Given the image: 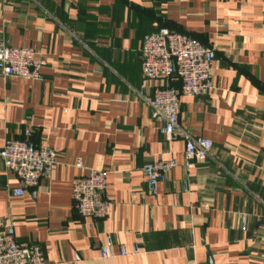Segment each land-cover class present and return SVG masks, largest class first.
Here are the masks:
<instances>
[{"label": "crops", "instance_id": "1", "mask_svg": "<svg viewBox=\"0 0 264 264\" xmlns=\"http://www.w3.org/2000/svg\"><path fill=\"white\" fill-rule=\"evenodd\" d=\"M164 25L216 55L207 94L179 99V127L213 144L191 166L144 100L157 82L142 83L141 40ZM0 41L41 63L40 81L0 77V148L29 130L56 154L21 197L0 161L1 231L35 242L44 264H264V0H0ZM169 160L150 194L143 165ZM94 169L109 204L96 222L71 201ZM108 237L116 255L101 259Z\"/></svg>", "mask_w": 264, "mask_h": 264}, {"label": "built area", "instance_id": "2", "mask_svg": "<svg viewBox=\"0 0 264 264\" xmlns=\"http://www.w3.org/2000/svg\"><path fill=\"white\" fill-rule=\"evenodd\" d=\"M139 53L142 83L157 82L152 97L144 100L153 120L161 124L159 134L167 141L182 139L186 166L206 161L213 144L208 139L192 137L179 127V99L207 94L213 76L214 49L190 34L161 27L143 36ZM33 57L27 48H12L0 41V77L40 81L41 63ZM171 82H177L178 86H172ZM29 137L28 130L24 140L6 139L0 148L4 169L18 181L17 188L11 191L12 197H21L27 190L34 195L39 181L55 163V152L45 145L33 144ZM75 167L82 169V162L77 160ZM175 167L173 160L145 163L141 172L147 191L155 194L158 184L165 183ZM261 171L264 173V164ZM105 189L106 172L102 170H89L76 177L71 190L75 212L93 222L104 219L109 207ZM98 255L101 259L116 255L109 237L106 244H99ZM119 255L125 256L122 248ZM0 264H44V258L35 242H17L12 227L8 226L5 231L0 230Z\"/></svg>", "mask_w": 264, "mask_h": 264}, {"label": "trees", "instance_id": "3", "mask_svg": "<svg viewBox=\"0 0 264 264\" xmlns=\"http://www.w3.org/2000/svg\"><path fill=\"white\" fill-rule=\"evenodd\" d=\"M162 27H167V28H170V29H173V28H171L170 26H168V25H164V26H162ZM161 28V27H160ZM159 29V28H158ZM157 29V30H158ZM191 35V34H190ZM193 36V35H192ZM195 38H197L196 36H194ZM200 42H201V40L199 39V38H197ZM204 44V43H203ZM171 84H172V86H178V83L177 82H171Z\"/></svg>", "mask_w": 264, "mask_h": 264}, {"label": "water", "instance_id": "4", "mask_svg": "<svg viewBox=\"0 0 264 264\" xmlns=\"http://www.w3.org/2000/svg\"><path fill=\"white\" fill-rule=\"evenodd\" d=\"M210 264H211V262H210Z\"/></svg>", "mask_w": 264, "mask_h": 264}]
</instances>
